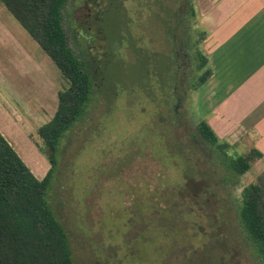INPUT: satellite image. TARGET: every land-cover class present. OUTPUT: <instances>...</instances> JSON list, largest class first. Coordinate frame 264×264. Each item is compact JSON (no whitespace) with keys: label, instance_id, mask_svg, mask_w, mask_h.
<instances>
[{"label":"rangeland","instance_id":"rangeland-1","mask_svg":"<svg viewBox=\"0 0 264 264\" xmlns=\"http://www.w3.org/2000/svg\"><path fill=\"white\" fill-rule=\"evenodd\" d=\"M87 1H77L80 18L90 6L111 5ZM178 2L127 0L125 9L120 6L128 26L123 55L108 69L114 94L110 87L103 101L98 95L87 119L70 134L62 186L52 190L60 192L58 209L72 231L79 264H261L243 239L239 214L244 189L258 182L264 163L228 178L224 155L199 136L196 85L207 69L205 32L192 14L195 0ZM77 23L86 37L84 22ZM85 43L109 59L110 36L96 35L93 44L89 36ZM48 60L45 72L34 75L36 85L24 75L15 87L20 95L31 90V103L6 90L5 108L13 119L0 117L3 132L39 179L51 164L38 129L53 118L58 92L69 86ZM230 146L228 157L249 152Z\"/></svg>","mask_w":264,"mask_h":264},{"label":"trees","instance_id":"trees-1","mask_svg":"<svg viewBox=\"0 0 264 264\" xmlns=\"http://www.w3.org/2000/svg\"><path fill=\"white\" fill-rule=\"evenodd\" d=\"M1 1L49 55L69 86L59 91V106L53 118L38 129L43 142L41 148L51 164L43 179L32 172L0 131V264H79L72 246V231L58 209L60 192L52 189L62 186V159L71 144L74 127L87 119L98 95L103 101L110 95V87L114 94L115 83L108 85L107 81L109 67L104 71L106 92L100 89V73L106 64L110 66L123 55L128 23L127 14L120 6L125 9L127 0H108L111 5L105 10L90 6L82 18L76 15L80 8L78 0ZM190 7L194 16L196 12L191 3ZM112 16H116L114 20ZM122 18L124 22H120ZM77 20L80 24L86 20V39L91 36L93 41L96 35L102 34L110 36V48L106 51L109 59L102 60L87 48ZM210 75L211 69H206L196 86L206 82ZM177 81L176 70L173 90ZM198 132L204 141L216 146L215 152L224 155L228 178L244 174L252 163L263 157L256 148L245 155L228 157L226 149L230 144L221 141L205 120L199 121ZM239 223L246 244L254 249L258 262L264 264V174L244 189Z\"/></svg>","mask_w":264,"mask_h":264},{"label":"crops","instance_id":"crops-1","mask_svg":"<svg viewBox=\"0 0 264 264\" xmlns=\"http://www.w3.org/2000/svg\"><path fill=\"white\" fill-rule=\"evenodd\" d=\"M195 2L205 32L206 68L211 69L210 77L197 88L200 120H205L221 141L261 151L263 157L256 165L264 163V0ZM28 36L0 0V117L7 120L13 115L5 108L6 90L13 99L31 103V90L26 88L20 95L16 89L20 78L25 75L29 84L36 85L34 75L50 64L49 55ZM1 126L0 121V131L21 155Z\"/></svg>","mask_w":264,"mask_h":264},{"label":"flooded vegetation","instance_id":"flooded-vegetation-1","mask_svg":"<svg viewBox=\"0 0 264 264\" xmlns=\"http://www.w3.org/2000/svg\"><path fill=\"white\" fill-rule=\"evenodd\" d=\"M86 20H85V22H84V26H86ZM87 35V34H86ZM85 37V36H84ZM86 38H87V36L85 37V40H86ZM93 42V41H92ZM102 60H105V58H101ZM109 66L106 64V66H105V68H101V69H103L102 71H101V73H100V80H101V86H100V89H101V91L102 92H104L105 90H106V78H107V76L105 77V75H104V71H106V69L108 68ZM104 75V76H103ZM104 80H105V82H104ZM106 92V91H105Z\"/></svg>","mask_w":264,"mask_h":264}]
</instances>
